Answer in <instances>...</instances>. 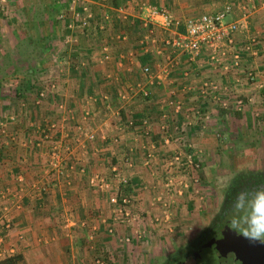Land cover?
I'll return each instance as SVG.
<instances>
[{"label": "crops", "instance_id": "crops-1", "mask_svg": "<svg viewBox=\"0 0 264 264\" xmlns=\"http://www.w3.org/2000/svg\"><path fill=\"white\" fill-rule=\"evenodd\" d=\"M88 1L92 2L90 4L93 6L92 10H94L90 26L88 28H80L78 23H75L70 27V20L68 22L66 20L63 26V30L66 32L64 34L65 37L62 40H52L59 49L62 48L64 50L62 55H64L66 60L57 62L56 57L60 56L59 53L51 54V56L54 55L52 59L54 63L52 65L53 69L49 67L46 70V74L43 75L40 67L42 59L40 58L37 61L39 68V73L37 74L39 76L34 83V90L30 91L26 88L23 92L21 91V109H19V112L13 115L11 108L8 107L9 110L6 109L7 115L4 117V121L0 122V144H2V147H0V191L4 192L5 195H12L18 191L21 194V208L11 210V228L4 229L1 227L0 234L3 236V246L7 250L13 249L14 254L20 253L24 264H41L45 260V254H38L36 242H38L39 238L55 235L54 223L59 222V220L66 222L65 227L69 226V222L72 224H75V222L80 224L88 223L89 225L97 221L100 223L99 228L102 227L103 231H105L107 225L112 223V205L107 200V194L88 186L87 176L91 172H97L104 176L109 172L110 175L105 177L110 179L111 167L116 165L120 173L129 176L128 182H132L131 193L135 194L134 191L140 189L142 198H146L148 204L150 199L152 204H157L154 203V198L161 186L162 178L158 175L161 173V166H155L158 163L156 160L152 165H144L143 160H140L139 154L133 156V167H128L123 162L128 153V146L130 147L133 144L134 134L138 135V133L125 127V121L121 118V111L125 113L126 118L139 115V122L140 119L147 118L152 125H156L152 126V133L148 139L139 135L140 137L136 144L140 145V148L141 144L145 142L147 144L153 143L158 148V144L163 141L164 135L163 132L160 133L161 128L159 129L158 125L161 124V116L169 114L166 100L167 97L171 96L172 92L176 93L177 98H180L179 96L183 98L184 109L192 110L191 114H185L184 109L182 111L194 123L193 129L195 131L191 133L192 137L189 135L193 143L189 152L195 154L196 159L198 158L196 156L198 153L201 154L200 157L207 155L208 143H211L208 138L214 135L211 131H216V124L222 117L221 112L226 109L229 113L227 117L224 116V119L222 117V121L226 125L244 124V126H250V124L256 123L261 127L262 131L259 132L258 130V134L254 135H257L259 142H264V89H261L260 84H255L257 80L264 77V0H242L247 2L248 6L244 14L238 9L226 17V21L238 19L243 24L240 30L234 34L235 42L239 47L250 44L251 40H254V43L256 42L254 46L256 51L241 52V58L244 61L243 68L247 72L240 70L239 72H233L230 76L222 77V74L215 73L214 70L219 67L227 72L226 65H229L230 61L228 59L221 60L208 68L206 65L208 52L204 51L198 63L194 64L196 66L192 65L190 69L191 74L195 75L194 80L188 79L187 81L185 79V73L182 71L187 68V64L185 63L186 58L182 57L181 59L184 60L183 64L170 69L172 77L170 75L167 78V75L163 80L154 79L153 83L147 79V76L142 74L141 69L144 66H149L153 73H158L160 64L165 62V53L163 51L158 53L161 49V44L159 46L149 45V51L145 53L141 51L143 48L140 40L145 33V29L139 19L142 17V6L150 4L157 7H165L176 15L191 16L219 11L227 0H97L100 5L97 4V1ZM251 6L254 8L251 9ZM47 28L49 31H53L54 26L51 27L49 25ZM22 29L24 28L21 27L20 31L25 37L26 34ZM54 34L53 31L51 35L53 36ZM156 36L160 37L161 34L158 32ZM69 37H71L70 44ZM52 42L51 44H53ZM71 45L74 47L69 48L68 46ZM250 45L252 46V44ZM105 46L109 49V53L107 52L109 58L106 60L103 56V50H100ZM130 54H133V56L130 57ZM71 55L75 56L73 60L76 64L80 63L79 61L86 60L84 65L80 66V70H77L76 66L74 69L71 68L70 71L69 68L64 69V65L68 66ZM144 56H147V58L143 59ZM97 62L99 63L97 64ZM122 62L124 63L123 65ZM43 64L45 65V63ZM198 69L199 72L197 71ZM199 75L201 78L202 76H210L209 79L214 80L219 87L224 85L230 92L227 93L226 91L225 101L222 100V104L217 103L215 100L203 98L199 95V92L195 94L193 89L199 86L198 83L200 84V80L196 78ZM52 81H58L57 90L53 93L57 97H55L53 103L51 99H41L38 96V92L43 90L42 88L51 90L48 84ZM188 84L191 86L189 87L190 91L187 93L184 91V94H181L182 90L180 88H186L189 86ZM26 86L29 87V85ZM129 88H133L134 91L129 90ZM123 90L127 91L129 95L126 102H121L119 99L118 93ZM142 91H147L148 95L145 97ZM258 92L263 99H261L259 104H254V100L256 99L257 101L260 98L256 95ZM239 94L244 96L242 97L243 99L238 98ZM46 101L49 102V106L45 105ZM43 107L58 111L63 117L56 120L52 118H39L37 120L35 117L37 113L42 112L41 114L44 115L48 111L47 109L43 110ZM235 107L236 110L241 111L239 113L241 118L234 117L233 110ZM85 108L91 109L92 112L91 117L85 123L86 131L93 132L95 139L89 145L86 143L85 148H83V144H81L83 137L79 136L75 127L72 130H67L64 124L69 125L70 120L72 124L81 122L82 110ZM170 108L172 109V107ZM31 110L35 111V113L33 116L31 114L28 120L26 113L27 111L29 113L32 112ZM64 113H66V116ZM74 116L77 117L74 118ZM95 116L99 118L100 124L96 130H92L90 122ZM181 118H183L182 115L179 121H182ZM113 120L114 122L112 123ZM47 123L56 126L54 131L51 132L53 137L39 148L36 145L37 139L41 136V131L44 130ZM42 124L43 126H40ZM35 125L37 127L33 129ZM62 127L64 128L62 129ZM2 128L6 131L5 136L1 134ZM64 130L69 132L68 141L71 147V153L66 155V160H70L73 163V170L65 179L46 166L47 153L51 146L60 138L61 131ZM30 131L39 134L37 137L35 136L36 134H33V137L36 138V143L34 144V141L33 145L28 139ZM177 133V131L173 133L174 139L180 137L181 134ZM11 135L14 137L13 141L10 140ZM115 137L118 139L117 142H114ZM113 161L115 162L113 163ZM83 186L87 187V189H93L92 195L94 197L89 199V201L87 199V202H85L84 198V200L71 198L75 195L81 197L82 191L85 190ZM41 191L46 194L44 197H41ZM148 194L151 195L150 199H148ZM134 197L142 205L147 201H142V198L140 200L138 196ZM94 198H100L97 206L102 208L97 211V218L84 209L78 218L69 217L72 215V213H69L70 209L74 210L76 206H86L89 203L91 205ZM75 202L80 203L76 204ZM2 205L3 202H0V210ZM105 206L108 208H104ZM136 208L138 209V207ZM142 211L145 216H152L143 209ZM171 214H174L173 210ZM117 224H114L116 227L115 234L112 235L116 243L121 237L116 235L117 230H120L123 234H127L130 230L127 228L126 232L124 227L125 230L119 224L117 226ZM152 226L157 227L158 225ZM84 227L87 229L86 226ZM91 230L93 231V229H88L87 239H89L90 235H93V238L96 237L95 232ZM152 230L157 232L156 229ZM98 240V243L88 240L87 245L92 243L98 249L101 246V243L99 244L100 239ZM106 246L104 245V248L108 249ZM89 248L88 250L94 249L93 246ZM59 262L66 264L63 259H60ZM118 263L121 264L119 261ZM83 264L90 263L85 258Z\"/></svg>", "mask_w": 264, "mask_h": 264}, {"label": "rangeland", "instance_id": "rangeland-1", "mask_svg": "<svg viewBox=\"0 0 264 264\" xmlns=\"http://www.w3.org/2000/svg\"><path fill=\"white\" fill-rule=\"evenodd\" d=\"M71 1L72 0H0V122L2 120L4 121V117L7 115L6 109H8V107L11 108L12 110L11 113H13V115L18 113L19 109H21L20 108L21 97H19L18 92L19 91L23 92L22 88L25 87L24 85H29V86L30 84L34 85L35 81L38 80L39 75L37 73H39L38 72L39 68L37 61H39L40 58L42 59L40 66L41 74L43 75L46 74V70L49 67L52 68V65H54L52 60L54 55L51 56V54L53 53L55 54L58 52L60 56L56 57L57 62L64 61L65 58L64 55H62L64 53L63 52L64 50L62 48L59 49L57 45H55V42L54 43L52 42V40H56V41L62 40L65 37L64 34L66 32L65 30H63L62 25L56 27V25L54 24L55 26L53 31L55 34L51 36L49 35V31L47 27L49 25L53 27L52 21H54V15L60 12L61 9H65L66 11H68L67 10L68 5ZM75 1L77 2L78 0ZM83 1L92 3L91 1L88 0H83ZM92 1H97V0H92ZM78 3L79 1L76 4ZM97 4L100 5L99 1H97ZM91 7L93 9V6ZM61 14L65 15L66 13L64 12L60 13L59 16L61 19H63L61 17ZM37 23H39L38 24L39 26L35 25ZM59 24L62 23L60 22ZM21 27L24 28L22 29V31H24V33L26 34L25 37H23V33H21L20 31ZM38 28L42 30H39ZM144 35L145 33L142 35L141 37L142 39ZM70 39L71 37H69V44H70ZM51 42L53 44H51ZM49 43L50 45H48ZM68 47L71 48L74 46L71 45ZM105 47L107 48L108 50L107 52L109 53L108 47L107 46ZM103 48L100 50H103ZM253 51L256 50H250V52ZM73 58H75V56L73 55L69 57V64L67 67L66 65H64L65 66L64 69L69 68L70 71L71 68L74 69L76 66L77 70H80V66H83L84 63L86 62V60H82L83 62L79 61L80 63L76 64ZM242 60L243 58H241V62H239L238 66L236 67L233 66L232 68H226L227 72H225L224 69H220L219 67H216L215 68L216 70H214L213 68L211 69L214 70L215 73L222 74L223 75L222 77L230 76L232 75L233 72H239L240 70L243 72H247V70L243 68L244 61ZM99 62H97V64ZM43 63H45V65ZM206 63L205 64L208 66V68L211 65H215V63H211L210 60L208 59ZM123 64L124 63L122 62V65ZM240 65L241 67H239ZM186 67L187 68H185L182 71L183 73H186L184 75L185 79L187 81L188 79L194 80L195 75L191 74L192 72H190L191 65L190 67L188 66ZM171 68L174 67L169 68L167 78L170 75L172 77V74H170ZM29 71H31V73H29ZM197 71L199 72V69ZM196 78L200 80V84L198 83L199 86L193 90L195 91V94L199 92V95L202 96L203 98L210 99L212 101L216 99L215 101H217V103L222 104V100L225 101L224 97L226 91L227 93H230L224 85L223 86L221 85L219 87V85L217 84L218 88L215 93L216 97L212 98L213 93H209L208 85H210L211 83L214 84L215 81L209 79L210 76H206V77L202 76L201 78L199 75ZM26 81L27 82L29 81V84ZM52 82L56 84L55 85L56 87L54 89L51 90H47V88H42V89L47 91V96L45 99L47 100L51 99L53 103V100H55V97H57V95L53 93H55V91L57 90L58 81L55 82L52 81ZM255 84H260L261 89H264V77H261V79L257 80ZM49 86L50 83L48 84V87ZM189 87L191 86L189 85L186 88H180L182 90L181 94L184 91H186V93L189 92L190 91ZM205 87L208 93L201 92ZM237 88L239 87L237 86ZM119 92L120 93L124 92L127 94V91L125 90ZM256 95L257 97L260 98L257 101L255 99L253 103L259 104L261 102V99H263V97H261V94L259 92ZM176 96H177L176 93L172 92L171 96L167 97L166 100L169 102L174 101L176 103L179 101L181 105L180 109L178 111H175L174 104L170 105L167 103V107H169V114H168L169 119L172 120L174 123L173 125L169 123V120L167 121V124L169 126L168 130L169 132L172 131L174 132L175 128H179V131L177 130L178 132L177 134H181L180 137H182V139L185 141L187 140V142H189L190 144V147H187L186 145L187 148L184 149V153H186L189 152V149H191L193 145L191 141V137H192L191 133L194 132L195 129H193L194 127L193 121L189 120L190 118L185 114H191L192 110H189L187 108L184 109L183 98L181 96H179L180 98H177ZM242 97L244 96L242 94H239L238 98L243 99ZM48 103L49 102L46 101L45 105L49 106ZM51 106L53 107L52 104ZM170 107H172V109ZM42 109L46 110L47 107L45 108L43 107ZM183 109L185 111V114L184 111H182ZM47 110H48L47 113H45L44 115L41 114L42 112L37 113V116L35 115L37 120H39V118H43V119L52 118L56 120L63 117L58 111H54L50 109ZM226 110L221 112L223 119L227 117L229 113V111ZM34 113L35 111H32L30 113L27 111L26 117L28 118L31 114L33 116ZM233 113H234V117L241 118L239 115L241 111L236 110V107L234 108ZM64 114L66 116V113ZM181 115L183 116V118H181L182 121H179ZM75 117L77 116H74V118ZM222 117H220L221 119L218 120V123L216 124L217 125L215 129L216 131H211V133L212 134L214 133V135H211L210 138H208L211 143H208L209 145L206 150L207 155L205 154L204 157H200L201 155L200 153L196 154L198 158L197 159L195 158V160H197V162L199 163V168H197L195 171H192L193 175L190 174V178H189V180L191 179V187L189 188L190 193L189 194L183 193L180 197H175V203L170 208L174 212V214H171L170 216V219L172 220L168 219V221L165 223L164 222L159 223L158 221L154 222L153 225H158L157 227L152 225L151 227L149 223L144 225V228L142 227V225H140V228L146 229L147 233L149 231L151 232L148 235L144 234L140 238H134L132 242H128L127 244H124L123 241L122 242L118 241L116 243L112 235H107L108 233L106 232V229L105 231H103L102 227H100L101 229L99 228L100 223L97 221L89 225L88 223H85L86 224L85 225L76 222L75 224H72L69 222V226L65 227L66 222H62L59 220V222L54 223L55 224L54 228L56 229L55 235L50 237L48 236V237L39 238L38 242H36L38 246V250H37L38 254L39 253L41 255L45 254L44 255L45 260L41 264H61L59 262L60 259H63V261L65 260L66 263L69 262L71 264H83L85 258L86 261L88 260L90 264L91 263L95 264V259L97 258H101L102 261H105L107 259L104 258L105 253L106 255L107 254L110 255L112 260L110 262L111 264L118 263V261L121 264H159L161 262L162 255H165V253L168 252L167 250H169L171 247H175L176 245H178V243H182L184 238L190 235V233L194 230V227L196 226L195 223L197 222L199 216H202L204 214L209 215L213 213L211 210L213 207H211L210 211L204 210V207L206 205L204 203L206 202V199H210L211 202L214 201L218 202L219 199L222 197L223 191H225L228 185H231L232 182L234 183L235 181H244L245 179L253 178V177L256 179L255 176H258L259 173L264 172V142L261 141L259 142L258 141L259 138L257 139V135H254L256 133L258 134V130L259 132L262 131L261 127L256 123L253 125L250 124V126L248 125L244 126V124H236V125L233 124V126H228L225 124L224 121H222ZM113 122L114 120L112 121V123ZM99 124H100L99 118L95 116L93 120L90 122V127L92 128V130H96ZM72 125L74 127L75 124H72L71 120L69 125L64 124L67 130L68 129L72 130L73 129ZM40 126H43V124ZM152 126H156V125H152ZM36 127L37 125H35L33 129ZM158 128L160 129L161 125H158ZM160 131L159 132L162 133L161 129ZM182 131H184L183 134ZM164 133L165 132H163V135L165 137L166 135ZM33 134H36L35 135L36 137L39 135L38 133H34V132ZM28 139L33 145L34 142L32 141L33 138L28 137ZM34 139L36 138L34 137ZM177 141L178 139L175 140V142ZM35 143L36 142H34V144ZM168 143H169L168 146L170 148L175 146L176 144L173 141H171L169 137H168ZM42 144L45 145L46 142ZM139 146L137 153L140 155L141 157L140 160L142 161L145 154L143 148H140ZM155 149H159V148L156 147ZM185 150L187 151L185 152ZM64 157L66 159L65 154H63V158ZM126 158L127 155L125 156V159ZM125 159H123V162L127 164V161ZM93 173H97V172H93ZM108 173H106L105 176L108 177L110 175V173L109 174ZM158 175L161 176V173ZM194 177L197 178V182H194L193 180ZM83 187L85 190L82 191L81 197L75 195L74 197L71 198L73 199L76 198V200L85 199V202H87V199L89 201V199L94 197L92 195V193L94 192L93 189H87V187L85 186ZM195 189H198V192H194ZM140 191H141L140 189L134 191L135 193L134 196H138L141 200L142 195L140 194ZM150 196L151 195L148 194V199H150ZM145 200L147 199L144 198L142 201ZM150 200H149V204L147 200L142 205V203L141 202L138 203L137 201L139 200L136 199L133 205L135 206V208L138 207L139 211L140 210L142 211L143 209L152 216L159 215L160 212L159 210H161V208L157 204H152ZM92 201L93 204L91 205L89 203L86 204V206L83 205L76 206L75 207L76 209L74 210L70 209L69 213H72V215H70L69 217L78 218L79 215L82 214V210L84 209L87 212L92 213L93 217L97 218L98 216L97 211L102 209L101 207L97 206L100 201V198H94L92 199ZM189 202L191 206L188 204ZM75 203L78 204L80 202H75ZM104 208L107 209L108 207L105 206ZM233 213H234L233 215H237L236 211ZM137 222L135 226H138ZM164 224L165 227H163ZM84 226H86L87 229ZM119 226L121 228L124 227L127 232V227L125 225L119 224ZM88 229H93V231L92 230L91 231L95 232V235L97 237V238L95 237L92 240L93 242L98 243L99 241L98 239H100L99 244L101 243V246L98 249H96L95 245H93L92 243L87 245V242L89 240L86 238ZM152 229H156L157 232L153 231ZM116 235H119V237L126 236V234H123V232H120V230L116 231ZM104 245H107L106 247L108 249L104 248ZM88 246L90 248L91 246H93L94 249L88 250L89 248Z\"/></svg>", "mask_w": 264, "mask_h": 264}, {"label": "built area", "instance_id": "built-area-1", "mask_svg": "<svg viewBox=\"0 0 264 264\" xmlns=\"http://www.w3.org/2000/svg\"><path fill=\"white\" fill-rule=\"evenodd\" d=\"M78 1L79 3L76 4ZM78 1L72 0L68 5L67 12L69 14L70 27L78 23L80 28H88L94 12L90 3L83 0ZM246 3L247 2H243L242 0H227L219 11L205 12L191 16L176 15L165 7H157L150 4L142 6V17L139 19L142 27L146 31L143 39L140 40V44L143 48L141 51L145 53L149 51V45L159 46L161 44V49L158 53H162V51L165 53V62L160 64L158 73H153L149 66H144L141 69L142 74L147 76V79H149L151 83H153L154 79L163 80L164 77L168 75L170 67L183 64L184 60L181 59L182 57L186 58L185 63L187 66L190 67L191 65L192 67L193 64L198 63L204 51L208 52V60H210L211 63L217 64L221 60L228 59L230 63L226 65V68L238 66L239 62H241V52L243 50L249 52L250 50H256L253 47L256 45V42L254 43V40H251L250 44H252V46L246 44L243 47H238L235 42L234 34L240 30L243 24H241L238 19L226 21V17L228 14L238 9L244 14L248 9ZM252 8L254 7L251 6V9ZM61 17H66V14H61ZM157 31L161 34L160 37L156 36ZM107 51V48L104 47L103 56L105 59L109 58ZM129 56L132 57L133 54ZM122 58H124V56H122ZM55 85V83L50 82L49 88L54 89L56 87ZM208 86L209 93H213L212 98H215V93L218 88L217 84L211 83ZM206 87L201 91L202 93H208ZM129 90L134 91L133 88H129ZM142 93L145 97L148 95L147 91H142ZM38 96L41 99L46 98L47 91H39ZM128 98V94L119 92V99L121 102H126ZM167 103L170 105L174 104L175 111H178L181 107L179 101L177 103L174 101H167ZM91 115V109H83L81 122L74 125L76 132L80 137H83V142H81L83 148H85L86 143L92 142L95 139L94 133L87 132L85 126L86 121ZM168 117L167 113L163 114L160 118L161 129L163 130L162 132H165L166 138L163 137V141L160 143L161 145H158L159 149H155L156 146H154L153 143L147 144L145 142L141 144V148H143L145 154L143 158L144 165H152L156 160L158 163H156L155 166H161V186L158 194L154 198V203H157L161 208V210H159V215L147 217L143 214V211H138V209L135 208L133 205L134 201H136L134 194L125 193L122 189L123 185L127 184L129 176L120 173L116 165L111 167L110 179H107L104 175L99 173H91L87 176L88 186L100 190V192H105L109 204L112 205V223L107 225V233L109 235L115 234V223L123 224L127 228H130L126 236L119 238L120 242L123 241L124 243H128L134 238H140L144 234L148 235L149 233H147V230L143 229L144 225L148 223L153 225V223L157 221L159 223H165L168 219L172 220L170 219L172 211L170 208L175 203V197H180L183 193H190V174L193 175L192 171L199 168V163L195 160V154L186 152L188 149L185 150L186 153H184V149L190 147L187 140L185 141L182 137H178L175 139H178V141L175 142L173 133L177 130L179 131V128H175L174 132H169V126L167 124ZM124 123L126 128L138 133V135L134 134L133 144L130 145V147L128 146L127 158L125 159L128 167H133V156L138 155V145L136 143L140 137L139 135L148 139L152 133V123L147 118L140 119V122L135 123L132 116L126 118ZM169 123L174 125L173 121L170 119ZM55 127L56 126L51 123L45 125L44 130L41 131L39 141L36 143L39 148L40 146L42 147V143L48 142V140L53 137L51 132L54 131ZM63 128L64 127H62V129ZM183 133L184 131H182V134ZM1 134L4 136L6 135L4 128L1 129ZM59 136V142L57 141L54 143L47 153L46 166L65 179L73 170V163L70 162V160H66L65 157L63 158V154L69 155V153H71V147L68 141L69 132L67 130L61 131ZM168 137L171 141L176 143L175 146L171 148L168 146ZM10 140H14L12 135L10 136ZM117 141L118 139L115 137L114 142ZM161 152H163L162 155ZM193 180L197 182V178L194 177ZM194 192H198V189H195ZM0 202H3L0 210V228L10 229L12 224L10 218L11 210L21 208V194L18 191L12 195H5L4 192L0 191ZM136 222L138 226H135ZM140 225H142L143 228H140ZM93 239V235H90L89 240L92 241ZM2 242L3 236L0 234V259L14 254V250H7ZM95 264H106V262L102 261L101 258H97L95 259Z\"/></svg>", "mask_w": 264, "mask_h": 264}, {"label": "flooded vegetation", "instance_id": "flooded-vegetation-1", "mask_svg": "<svg viewBox=\"0 0 264 264\" xmlns=\"http://www.w3.org/2000/svg\"><path fill=\"white\" fill-rule=\"evenodd\" d=\"M258 177L264 178V172ZM242 182L228 185L218 202L206 199L204 210L213 207V213L199 216L190 235L167 250L159 264H264V243L244 238L228 223L234 206L244 202L245 194L252 193L247 192L249 182ZM250 183L255 185L253 192L264 190V180Z\"/></svg>", "mask_w": 264, "mask_h": 264}, {"label": "clouds", "instance_id": "clouds-1", "mask_svg": "<svg viewBox=\"0 0 264 264\" xmlns=\"http://www.w3.org/2000/svg\"><path fill=\"white\" fill-rule=\"evenodd\" d=\"M237 215L228 219L231 229L250 241L264 243V190L245 194L243 203L234 206Z\"/></svg>", "mask_w": 264, "mask_h": 264}, {"label": "trees", "instance_id": "trees-1", "mask_svg": "<svg viewBox=\"0 0 264 264\" xmlns=\"http://www.w3.org/2000/svg\"><path fill=\"white\" fill-rule=\"evenodd\" d=\"M60 9V8H59ZM58 9V10H59ZM61 12H64V13H66V17H64L63 19H61L60 18V13ZM66 20H67V22L69 21V14H68V12L65 10V9H61V11L60 12H58V13H56L55 15H54V21H52V25L53 26H55L56 25V27H59L60 25H62V26H64L65 25V22H66ZM62 23V24H59V23ZM55 24V25H54ZM49 31V30H48ZM53 33V31H49V35H51ZM52 36V35H51ZM147 58V56H144L143 57V59H146ZM27 82V81H26ZM28 83V82H27ZM25 87L24 88H22V90H25L26 88L27 89H29L30 91L31 90H33V88H34V85L33 84H30V86L29 87H27L26 85H24ZM20 92L21 91H19L18 92V95H19V97H21L22 95H20ZM121 113H122V119L125 121L126 120V116H125V113L123 112V111H121ZM132 118H133V120L135 121V123H138L139 121H138V119L140 118L139 117V115H135V116H132ZM72 127H73V125H72ZM74 128V127H73ZM28 137H31V138H33L34 139V137H33V132L32 131H30L29 132V134H28ZM39 138L40 137H38V139H37V141H39ZM36 139H34L33 141H35ZM36 142V141H35ZM91 142H88L87 144L89 145ZM0 147H2V144H0ZM115 161H113V163H114ZM255 177H257L258 178V180H256L254 177L253 178H248V179H246V180H244L243 182H242V184H245V182H249L248 183V188H247V192H250L251 190H252V192H253V190H255L254 188H255V185H253L252 186V183H250V182H252V181H255V182H259V181H261V180H264V178L263 177H258V176H255ZM131 181H130V183L128 182V184H124L123 185V187H122V189H123V191L125 192V193H131V190H132V187H131ZM130 184V185H129ZM249 194V193H248ZM41 197H44L46 194L44 193V192H42L41 191ZM189 205L191 206V204H190V202H189ZM107 256V257H106ZM104 258H107L106 260H105V262L107 263V264H111L110 262L112 261L111 260V257H110V255L109 254H107L106 255V253H105V255H104ZM0 264H24L23 263V257H22V255L20 254V253H15V254H12V255H8V256H6V257H4L3 259H0ZM66 264H71V263H66Z\"/></svg>", "mask_w": 264, "mask_h": 264}]
</instances>
